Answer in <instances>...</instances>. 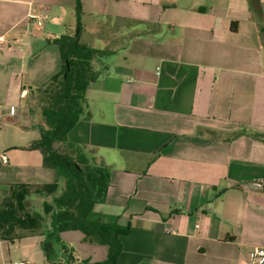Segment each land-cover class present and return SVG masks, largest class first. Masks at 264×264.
Segmentation results:
<instances>
[{
	"label": "crops",
	"instance_id": "0c3cea01",
	"mask_svg": "<svg viewBox=\"0 0 264 264\" xmlns=\"http://www.w3.org/2000/svg\"><path fill=\"white\" fill-rule=\"evenodd\" d=\"M82 3L107 18L104 48L122 43L69 135L110 170L94 210L128 228L119 264H238L264 247V0ZM74 16L60 0H0V206L12 184L60 182L29 149L42 117L26 100L61 71L49 41ZM47 200L26 205L41 212ZM70 254L96 263L108 249L79 231L0 240V264H71Z\"/></svg>",
	"mask_w": 264,
	"mask_h": 264
},
{
	"label": "trees",
	"instance_id": "16d2710c",
	"mask_svg": "<svg viewBox=\"0 0 264 264\" xmlns=\"http://www.w3.org/2000/svg\"><path fill=\"white\" fill-rule=\"evenodd\" d=\"M76 1L77 27L74 36L62 35L51 43L59 47L61 71L46 84L29 87L27 105L42 117L40 139L29 145L44 155V166L58 171L60 184H12L8 196L0 206V240L15 244L20 240L48 234L60 241L64 232L79 231L88 243L107 247L102 262H77L73 254L71 264H119L123 247L121 237L128 228L118 223L108 224L95 212L98 204L107 201L111 186L108 168L92 165L84 150L69 141V135L80 122L86 108V92L106 68L102 61L116 54L122 43L106 48H93L81 42L82 0ZM142 33H133L127 42ZM34 195L46 196L41 212L31 210L26 201Z\"/></svg>",
	"mask_w": 264,
	"mask_h": 264
},
{
	"label": "rangeland",
	"instance_id": "374dc122",
	"mask_svg": "<svg viewBox=\"0 0 264 264\" xmlns=\"http://www.w3.org/2000/svg\"><path fill=\"white\" fill-rule=\"evenodd\" d=\"M62 1V4L65 6L66 9L70 10V5L73 3L75 4V8H76V1L74 0H60ZM73 1V2H72ZM88 7H90L89 3H87ZM99 10L97 9V11H87L84 10V15L82 16V34H81V42L84 44H87L93 48H104L105 47V43H104V36L105 34H107V30H110V25L107 24V18L104 19L102 18L99 14ZM97 12V13H96ZM70 18V15L67 17ZM72 21H67L63 24H66V29L64 30L66 35L69 36H74L75 31H76V27L78 24V21H75L77 19V15L74 17H71ZM52 24V25H50ZM49 25L53 28L56 26V23L54 22H49ZM69 26H73V27H69ZM91 161V159H90ZM92 165H95L92 161H91ZM60 176V175H59ZM56 184V183H55ZM57 184H60V186L63 185V181L60 177V182H58ZM46 197V196H44ZM47 201H50L49 197ZM46 202V201H45ZM90 262V261H88ZM92 263V262H90ZM95 263V262H93Z\"/></svg>",
	"mask_w": 264,
	"mask_h": 264
},
{
	"label": "built area",
	"instance_id": "2783aa9c",
	"mask_svg": "<svg viewBox=\"0 0 264 264\" xmlns=\"http://www.w3.org/2000/svg\"><path fill=\"white\" fill-rule=\"evenodd\" d=\"M34 19H38L37 16L33 17ZM38 25L41 27L42 22L39 21ZM3 37H0V43H3ZM16 108H13L12 114L14 115ZM262 185V182H259ZM199 227V226H198ZM238 264H264V247H255L253 248L247 257L240 259Z\"/></svg>",
	"mask_w": 264,
	"mask_h": 264
}]
</instances>
